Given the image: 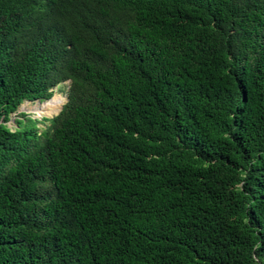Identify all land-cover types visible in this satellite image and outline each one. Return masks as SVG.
Here are the masks:
<instances>
[{
    "label": "trees",
    "instance_id": "1",
    "mask_svg": "<svg viewBox=\"0 0 264 264\" xmlns=\"http://www.w3.org/2000/svg\"><path fill=\"white\" fill-rule=\"evenodd\" d=\"M0 264H264V0H0Z\"/></svg>",
    "mask_w": 264,
    "mask_h": 264
},
{
    "label": "rangeland",
    "instance_id": "2",
    "mask_svg": "<svg viewBox=\"0 0 264 264\" xmlns=\"http://www.w3.org/2000/svg\"><path fill=\"white\" fill-rule=\"evenodd\" d=\"M69 83H70V80H66V81H64V82L53 87V93L59 92L60 95H58V94L57 95H58L59 99H61L63 101V102L61 101L60 106L64 103V101L67 98V90H68ZM35 101H37V99L34 101H31L33 103V104L31 103L33 106L35 105ZM24 102H25V100H24ZM22 109H20V104H19L17 109L14 112H11L9 114V119L6 123L11 129L17 128V123H16L17 118H24L25 117L22 115V112L27 114L26 116H30L32 118L38 119V121L40 120L37 123V128L39 131H41L42 129H45V127L49 124L48 118H52L54 116V115H52L54 113V111H43L42 107L41 108H38V107L32 108L31 111H34V112H31L30 110H27L24 107ZM35 112H36V114H35ZM39 112H41V113H39ZM45 114H47V115H45Z\"/></svg>",
    "mask_w": 264,
    "mask_h": 264
},
{
    "label": "bare ground",
    "instance_id": "3",
    "mask_svg": "<svg viewBox=\"0 0 264 264\" xmlns=\"http://www.w3.org/2000/svg\"><path fill=\"white\" fill-rule=\"evenodd\" d=\"M60 95L59 94V92L58 93H56L53 97H51L50 99H48V100H45V101H38L37 102V104H35L34 106H31V107H24L25 109H27V110H30L31 111V109L32 108H34V107H38V108H41L42 107V109H43V111H54V113L52 114V115H55V114H57L58 113V111L60 110V108H61V106L63 105H61L60 106V104H61V99H59V97H58V95ZM64 100V99H63ZM26 101H28V102H30V103H32L31 101H29V100H25V102ZM24 102V103H25ZM36 102V101H35ZM63 102V101H62ZM24 103H23V105H22V108H23V106H24ZM33 104V103H32ZM43 105V106H42ZM23 110V109H22ZM56 110V111H55ZM31 112H34V111H31ZM38 113V112H37ZM39 113H41V112H39ZM35 114H36V112H35ZM45 115H47V114H45Z\"/></svg>",
    "mask_w": 264,
    "mask_h": 264
},
{
    "label": "clouds",
    "instance_id": "4",
    "mask_svg": "<svg viewBox=\"0 0 264 264\" xmlns=\"http://www.w3.org/2000/svg\"><path fill=\"white\" fill-rule=\"evenodd\" d=\"M66 100H67V99H66ZM66 100H65V101H66ZM31 101H34V100H31ZM37 101H38V100H37ZM39 101H40V100H39ZM65 101H64V103H65ZM64 103H63V104H64ZM60 110H61V109H60ZM57 114H58V113H57ZM54 116H55V115H54Z\"/></svg>",
    "mask_w": 264,
    "mask_h": 264
},
{
    "label": "water",
    "instance_id": "5",
    "mask_svg": "<svg viewBox=\"0 0 264 264\" xmlns=\"http://www.w3.org/2000/svg\"><path fill=\"white\" fill-rule=\"evenodd\" d=\"M66 99H67V98H66ZM61 108H62V106H61ZM61 108H60V109H61Z\"/></svg>",
    "mask_w": 264,
    "mask_h": 264
}]
</instances>
